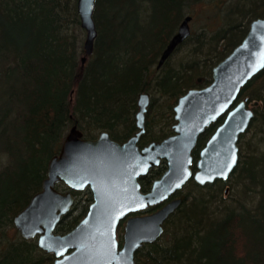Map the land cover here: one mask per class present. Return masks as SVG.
Wrapping results in <instances>:
<instances>
[{
    "label": "trees",
    "instance_id": "1",
    "mask_svg": "<svg viewBox=\"0 0 264 264\" xmlns=\"http://www.w3.org/2000/svg\"><path fill=\"white\" fill-rule=\"evenodd\" d=\"M77 2L0 0V264H54L55 255L36 237H22L14 216L42 189L48 163L73 125L85 137L109 131L123 141L138 130L139 93L150 92L140 145L161 140L172 133L180 95L210 83L213 66L264 14V0H96L98 34L82 67L86 31ZM203 3H212L206 7L210 24H222L191 33L175 49L186 47L184 55L172 61L174 51L158 68L181 21L194 19ZM245 96L259 101L247 130L254 138L244 154L240 149L229 195H223L228 179L200 185L191 178L194 191L165 222L163 234L136 252L139 264H264V68L242 87L239 98ZM222 119L199 137L195 161ZM165 168L162 161L142 177V189ZM89 204L77 214L81 206L75 205L57 231L71 230Z\"/></svg>",
    "mask_w": 264,
    "mask_h": 264
},
{
    "label": "water",
    "instance_id": "2",
    "mask_svg": "<svg viewBox=\"0 0 264 264\" xmlns=\"http://www.w3.org/2000/svg\"><path fill=\"white\" fill-rule=\"evenodd\" d=\"M95 7L96 0L77 2L86 31L82 67L93 53L98 34ZM191 20L192 16L186 15L181 21L159 58L158 68L191 35ZM263 68L264 14L251 20L242 41L213 66L209 84L191 87L180 95L170 135L139 145L146 132L150 92L139 93L135 114L138 130L124 141L113 138L109 131L96 138L85 137L73 125L59 153L48 163L42 189L14 216L22 237H37L38 245L55 255L54 264H137L136 252L162 235L165 222L186 198L185 194L171 198L173 194L191 178L205 185L230 177L239 161L240 137L248 130L259 103L250 102L248 96L237 99L242 87ZM223 116L195 161L193 150L199 137ZM163 159L166 170L143 190L140 179ZM60 183L69 190L57 188ZM87 187L93 193L87 213L71 230L57 232L63 216L76 202L72 190ZM157 205L156 210L143 213ZM122 221L121 241L118 227Z\"/></svg>",
    "mask_w": 264,
    "mask_h": 264
},
{
    "label": "rangeland",
    "instance_id": "3",
    "mask_svg": "<svg viewBox=\"0 0 264 264\" xmlns=\"http://www.w3.org/2000/svg\"><path fill=\"white\" fill-rule=\"evenodd\" d=\"M209 4H212V3H203V4H201V5H199V6H197V7H195V9H194V12H195V18L194 19H192L191 20V22H190V25H191V30H192V34H193V36H195V34H197L198 32H200L201 31V28H202V26H204V25H207V24H209L211 27L212 26H216V25H219L221 22H215V23H211L210 24V19H208L207 18V13H208V11L206 10V7L209 5ZM208 21L207 23H206V21ZM214 24H216V25H214ZM222 24V23H221ZM185 49H186V47H181V48H179V49H177L175 52H174V54L172 55V57H171V60L172 61H175V60H177V59H179V57H181V56H183L184 55V51H185ZM163 100H162V97L159 99V101H157V102H162ZM250 101V100H249ZM250 102H253V101H250ZM259 102V101H258ZM258 105H259V103H258ZM160 117V116H159ZM146 124H147V118H146ZM166 129H167V127H166ZM157 130H159V129H157ZM168 131V130H167ZM157 133H158V131H157ZM253 130H250V131H246L245 133H243L244 134V136H243V138H241L240 139V141H239V145H240V149H241V153H245L246 151H247V144H248V141H250V140H252L254 137H253ZM198 147H199V145H198ZM202 146H200L198 149L200 150V148H201ZM196 158V157H195ZM235 176H233V175H231L229 178H228V181H227V183H225L224 185H223V189H224V197H227L228 195H229V189H230V187L231 186H233V184H235L236 183V180H235V178H234ZM193 182V180L191 181H189V182H187L185 185H184V187L181 189V191H180V193L178 194V195H180V194H185V196H187V195H190V193L191 192H193L194 191V186H195V184L194 183H192ZM60 189L61 190H65V188L64 187H60ZM81 192L78 194V195H76V202H75V204H74V206L75 205H80L81 207H80V209H75L74 210V212L77 214V213H80L81 211H83L82 209L84 208V206H85V204L88 202V203H90L91 201H88L87 199H88V194H89V196H90V193H88V190L87 189H83V190H80ZM227 199V198H226ZM227 201L229 202L230 200H228L227 199ZM73 206V207H74ZM124 225H125V223H123V225L121 224L120 226H119V228H118V238H119V240H121L122 241V238H123V234H124ZM163 234V233H162Z\"/></svg>",
    "mask_w": 264,
    "mask_h": 264
},
{
    "label": "flooded vegetation",
    "instance_id": "4",
    "mask_svg": "<svg viewBox=\"0 0 264 264\" xmlns=\"http://www.w3.org/2000/svg\"><path fill=\"white\" fill-rule=\"evenodd\" d=\"M163 50H164V49H163ZM162 52H163V51H162ZM161 54H162V53H161ZM172 54H173V53H172ZM172 54H171V55H172ZM160 56H161V55H160ZM159 58H160V57H159ZM141 179H142V178H141ZM140 181H141V180H140ZM179 193H180V191L176 192L175 195H176V196H179V195H178ZM176 196H175V197H176ZM173 197H174V196H173Z\"/></svg>",
    "mask_w": 264,
    "mask_h": 264
},
{
    "label": "snow or ice",
    "instance_id": "5",
    "mask_svg": "<svg viewBox=\"0 0 264 264\" xmlns=\"http://www.w3.org/2000/svg\"><path fill=\"white\" fill-rule=\"evenodd\" d=\"M232 163H235V157H233V161H232ZM43 243V242H42Z\"/></svg>",
    "mask_w": 264,
    "mask_h": 264
},
{
    "label": "bare ground",
    "instance_id": "6",
    "mask_svg": "<svg viewBox=\"0 0 264 264\" xmlns=\"http://www.w3.org/2000/svg\"><path fill=\"white\" fill-rule=\"evenodd\" d=\"M137 264H139V263L137 262Z\"/></svg>",
    "mask_w": 264,
    "mask_h": 264
}]
</instances>
